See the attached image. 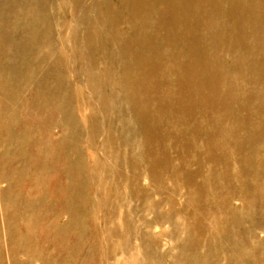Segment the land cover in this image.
Returning a JSON list of instances; mask_svg holds the SVG:
<instances>
[{"label":"rangeland","instance_id":"1","mask_svg":"<svg viewBox=\"0 0 264 264\" xmlns=\"http://www.w3.org/2000/svg\"><path fill=\"white\" fill-rule=\"evenodd\" d=\"M48 1V10L53 13V18L49 23L51 31L48 35V45L46 44L41 50L53 55L60 53L63 61L59 64L57 73L63 74L64 80L59 90L53 79L46 87L44 85L43 88L46 92L44 90L43 92L48 95L44 101H39L40 104L33 99L35 90H38L40 86L34 82H24L22 87L24 92L21 93L20 98L18 95L13 101L11 112L17 124L16 131L24 133V139L26 138L28 143V146H25L27 172L24 181L19 180L16 185V199H28L32 205L25 221L24 206L20 203L15 204L12 208L14 218L11 215V219H5L4 215L7 212L2 210V216L0 215V264H231L234 248V245H231L232 241L228 237L220 243V240L211 233L215 230V234L219 233V225L212 220L216 208L212 192L202 194L193 188L192 183L182 185L175 174L170 173L172 166H184L185 161L181 159L182 162L176 157L177 153L183 150H179L176 143L172 142L170 138L173 130V117H171L170 107L167 106L170 103L166 98L164 102H157L156 99V97H160L158 92L160 93L161 90H166L168 87H170L169 101L174 100L176 104L179 103L184 108L183 113H179L181 116H179L178 122L183 126L180 127L183 138H186L191 147L187 152L188 158L192 159L190 166L185 167H189V172L197 174L195 181H200L198 171L204 166L201 158L203 157L202 142L205 137L202 130L196 129H200L198 126L202 122L204 110L200 105L205 93L200 87L201 74L198 72L199 66L196 65V62L193 63L190 70L184 69L185 56L189 54L188 43L182 37L184 35H179L176 38V44L173 47L168 42L158 50L155 61L157 72L161 71L162 74L156 78L155 82L159 79L160 85L152 87L154 84H148L144 89L139 86L134 89L120 87L118 82L123 74L130 72L131 75H137L138 70L133 65L129 66V63L125 64L129 57V48L120 50L121 52L116 48L123 38L122 33L127 32V25L122 23V21L126 22V11L120 7L121 5H118L119 0H108L115 10L109 15H105V18L117 17L116 10H123L121 11L122 21L118 22L116 27L118 37L106 44L103 43L106 53L111 56L107 62L103 59L101 51L97 49L98 44L103 40L99 37L94 38V48L91 49L92 53L89 58L92 72L100 77L106 69L109 80L106 82L96 80L91 86L85 81L83 74L87 63L74 59L71 51L77 45L76 47L83 53L86 37L85 27L80 24L76 29L75 43L73 39L68 38L73 26L70 3L67 0ZM228 1L223 0V2ZM156 3L159 4V2ZM85 4L89 5L90 0H85ZM144 10L141 8L139 11V25L145 21L144 15L141 16ZM159 11L163 13L161 16L156 15L157 19L152 15L148 18L151 26L154 24L153 20L156 19L155 28L153 31L151 30L156 43L165 33H171L168 29V22H160V20L168 18L162 5H157V14ZM148 20L146 19L149 23ZM259 26L264 33V22H261ZM100 28L99 31H102ZM137 34L138 30L135 28L124 39L133 45ZM260 38H262L260 35L256 37L252 34L243 41L246 46L253 47L249 54L246 53V47L243 48V43L238 44L234 53L228 47L220 53L212 49L211 54L215 59L222 57L224 62L222 65L225 67H228L232 57L236 60L251 57L255 60L254 64L256 65L258 61L256 58L259 57L262 47ZM16 41V39L13 40V42ZM215 52L219 55L216 56ZM197 58L200 59L201 55ZM44 60L42 66L44 68L54 63V58ZM238 68L237 71L231 73V80L238 77L236 75H240L241 81L234 93L238 99L242 100L244 96H247L251 84L247 66L242 65ZM41 74L42 72L39 71L38 75ZM182 76L188 83V91H185L184 94H180L183 93V85L181 82L179 83ZM57 90L58 93L54 95L53 93ZM133 95L138 98L140 106L147 107L148 115L145 116L144 121L139 118L141 111L138 108L140 107L137 104L133 106ZM259 95L254 94L247 106L255 107L260 102ZM57 96L61 97L60 100H63L64 97L68 98L67 107L62 111L58 106L60 102L57 103ZM178 96L181 97L180 102H177ZM112 97H116V100H112ZM159 104H162V107ZM60 112L70 117V125L65 129H60V125H62ZM121 116L123 117L121 118ZM229 121L232 122V120ZM108 129L115 134L114 137L117 135L119 139L127 138V141L124 140L122 144L118 141L112 148L109 145L103 147L102 144ZM145 129L152 130L151 136H146ZM244 132L243 127H238L237 138ZM131 134H133V138H131ZM60 135L67 138V145L59 143ZM146 138L150 140H146ZM130 140L134 141L130 142ZM124 143L125 146H123ZM173 143L176 148L172 150L170 147L173 146ZM49 145L51 149L48 151L46 147ZM54 150L56 151L51 154L50 152ZM260 150H264V146L260 147ZM158 153L165 154L168 162L172 165L168 163L167 167V163L158 162L157 172L155 177H152L148 161L155 160V155ZM144 155L145 159H143ZM119 157H125L128 161L132 159V162L122 163ZM167 158H165V162H167ZM17 161V159L12 161L13 178L19 177L21 170ZM208 167L209 165H205V168ZM4 186L5 184L0 185V187ZM233 192L239 195L237 188ZM238 202L234 200V197L231 198L229 209L238 207L240 205ZM195 207L197 208L195 209ZM227 212L224 213L225 221L220 228L232 236L235 232L232 224L234 216H231L229 210ZM212 213L213 215H211ZM247 214L248 211H239L235 214V218L237 222H241L240 229L245 231L243 237L248 244L246 250L249 252V246H251L253 248L251 251L257 260L255 263L243 262V264H264V253L258 250L254 251L255 245L264 238V232L257 228L250 234L246 233L250 225L247 224L249 221H246ZM4 219L6 223L4 222L3 229L1 226ZM120 220L123 221L122 224ZM198 220L201 223L199 226L196 222ZM27 222L29 223L27 224ZM197 232L201 234L199 235ZM29 233L31 235L30 243L33 245L32 252L35 251L36 254L32 253L33 255L26 257L23 256V247ZM88 233L90 234L88 235ZM11 234H13V242L9 244ZM246 250L243 247L238 248V252L243 255L246 254Z\"/></svg>","mask_w":264,"mask_h":264},{"label":"bare ground","instance_id":"2","mask_svg":"<svg viewBox=\"0 0 264 264\" xmlns=\"http://www.w3.org/2000/svg\"><path fill=\"white\" fill-rule=\"evenodd\" d=\"M67 1L72 7L73 22L72 30L68 38L73 39V41L76 43L77 38L75 37V33L80 24L85 27L84 32L86 35L83 53H81L79 48L76 47L77 45H75L74 48L71 49L73 57L74 59L87 63L85 67L86 70L83 74L85 75V81H87L89 85L92 86L96 80L106 82L109 80L106 69H104V76L101 74L100 77L99 75H96L94 72H92L93 70L90 66L89 59L92 53L91 49L94 48V38L99 37L103 41L102 43L98 44L97 49L101 51L103 59H105L106 62L111 59V56L106 53L103 45H105L106 42L108 43L109 41H112L118 37L116 27L118 22L120 23L122 21L121 11L123 10H116L115 13L117 14V17L105 18V15H109V13L114 12L115 10L113 9V5H111L108 0H90L89 5L85 4V0ZM156 2H159V4ZM48 5L49 3L47 4V0H0V185L5 184L4 187H0V215L2 216V210H4L5 213L7 212L6 215H4L5 219H11L12 217L14 218V211L12 208L15 204L20 203L24 206V221L27 220L26 217L32 205V202L30 204L28 199H16V185L18 184L19 180L22 182L24 181L27 172V152L25 150V146H28V143L26 138L24 139V133L18 130L16 131L15 126L17 124L14 121L11 112L13 101L18 95L20 98L22 95L21 93L24 92L22 88L24 82H34L40 86L38 90H35V94L33 95V99L39 103V101H44L48 95V93L43 92V90L46 92L45 88H43L44 85L46 87V85L53 79L56 82L57 89L59 90L64 80V75L59 72L57 73L58 66H60L59 64L63 61V57L59 55L60 53H55L53 55L52 53L50 54L49 52H44L41 50L46 46V44L48 45V35L51 31L49 23L52 21L53 13L48 10ZM118 5H121L120 7L126 11V22L122 21V23L127 25V32L124 34L122 33L123 38H121V41L116 48L118 51H123V49L129 48V57L125 64L129 63V66L133 65L138 70L137 75H131L130 72L123 74L118 82L120 87H131L134 89L139 86L143 87L144 89L148 84H154L152 87L160 85L159 79L157 82H155L156 78L160 77L162 74L161 71L157 72V64L155 61L158 50L163 44L168 42L173 47L176 44V38L179 35H184L182 37L185 38L186 43H188L187 46L189 47V54L185 56L186 59L184 69L188 68V70H190L193 63L196 62V65L199 66L198 72L201 74L200 87L203 88L205 93L200 105L204 110L201 122L202 124L199 123L198 127L200 129H196L198 131L202 130L205 137L204 141L202 142L203 157L201 158L204 166L198 171V178L200 177V181H195L197 174L189 172V167H185L187 165L190 166L192 159L188 158L187 152L189 149H191V147L188 144L186 138H183V133L180 130L182 125L180 122H178L179 116H181L179 113L181 114L184 108L181 104H176L173 98L172 102L169 101L168 91L170 87H168L166 90H159L160 93L158 92V94L160 97H156V99L157 102H164L168 100V103H170V105H167L170 107L172 115L171 117H173V130L170 138L172 139V142L176 143V147L179 148V150H183L180 151V153L177 151L178 153L176 157H178L180 161H185L183 163L184 166L180 164L181 166L171 167L172 171L175 172H172L171 170L169 171H171V174H175V177L182 185H188L192 183L193 188H196V190L202 194L206 192H212V199L214 198V204L216 208L214 212L215 215H213V213L211 215H213V222L219 225V233L215 234L214 232L216 230L214 232L211 231V233H213L217 239L220 240V243L228 237L230 241H232L233 244L231 245H234V248L232 251L231 264H243V262L255 263L257 259L253 255V248L249 246L250 251L248 252L246 250L248 248V244H246V240L243 237L245 231L240 229L241 222L236 221L235 214L239 211H248V219L246 218V221H249L247 224L250 225L246 230V233L250 234L254 229L257 228L264 232V150H260V147L264 146V33H262L261 27L259 26L261 22H264V0H229L228 2H223V0H119ZM157 5H162V8L164 7L166 13L168 14V18H164L165 20H160V22L167 21V25L169 26L168 29L169 32L171 31V33H165L156 43L152 36L151 30L153 31V28H155L154 24L157 19L156 15L161 16V13H163L162 11H159L157 14ZM141 8L145 9L144 12L141 13V16L142 14L144 15L143 18H145V21L141 22L139 25V11ZM90 13L92 14L91 16L89 15ZM151 15L152 17L156 18L153 20L154 24L152 26L148 20ZM146 19L149 21V23L146 21ZM99 27H101L100 29H102V31H99ZM135 28H137L138 34L133 40V45H130L128 41H126L127 39H124V37H127L128 33L133 31ZM252 34L256 37L259 35L262 37L260 38L262 41V47L258 55L259 57L256 58V61L258 60L256 65L254 64L255 60L251 59V57L243 59L239 58L237 60L232 57L228 67H225L222 65L224 64L222 57H217L215 59L211 54L212 49L220 53L224 52L228 47L231 49L232 53H234L237 50L239 43H243V48L246 47V53L249 54L253 47L246 46L243 41ZM14 39L17 41L13 42ZM88 41L89 43H87ZM215 53L217 54L216 56L219 55V53ZM200 55L201 58H197L200 57ZM52 58H54L53 64L51 63V65H48L47 68L42 67L45 61L44 59L47 60ZM242 65H246L248 68L247 73L251 86L247 92V96H244L241 100L238 99L234 93L237 85L240 84L241 77L240 75H236L238 77H235L233 80H231V73L237 71L239 69L238 67ZM39 71L42 72L41 75H38ZM180 82L183 85V93L180 94H184L185 91H188V83L183 76L180 77L179 83ZM210 85L214 87H211ZM58 90L53 94L56 95ZM67 93H69V91H67ZM254 94H260L258 97L260 98V102L255 107L247 106L248 102H250V98L253 97ZM60 99L61 97L57 96V103L60 102L58 106L62 111L67 107L68 98L64 97L63 100ZM111 99L115 101L116 97H112ZM180 100L181 97L178 96L177 102H180ZM132 102L133 106H136L137 104V106L140 107L138 108V110L141 111L139 113V118L144 121L145 116L148 115L147 107L144 105L140 106L139 100L135 95H133ZM159 106L162 107V104H159ZM172 110H175L176 112H173ZM60 115L62 124L60 125V129H65L70 125V117H68L67 114H63L62 112H60ZM122 117L123 116H121V118ZM121 118L119 117V120ZM229 120H232V122ZM225 123L227 124L226 126ZM240 126L244 128L245 132L242 134V136L237 138L236 130ZM144 133L147 134L146 136H151L152 130L145 129ZM131 135V138H133V134ZM114 136L115 134L111 133V131L108 129L102 146L104 147L109 145V147L112 148L114 143L118 141L121 144L124 142V140L127 141V138L119 139L117 138V135L116 137ZM146 140L150 139L146 138ZM133 141L134 140H130V142ZM59 143L67 145L68 140L66 137H63V135H60ZM175 143H173L174 147L172 145V147H170L172 150L176 148L174 145ZM123 146H125V143ZM46 148L48 151L51 149L50 145ZM143 148L145 149V147ZM55 151L56 150L50 153L53 154ZM143 153L145 154L144 151ZM190 154H192V152H190ZM165 158H167L165 154L158 153L155 155V160L150 159L148 161L150 164L148 168H150V172H152V177H155V173L157 172L156 168L160 162L162 164L167 163L168 167V158L167 162H165ZM13 159L18 160L17 165L20 166L19 169H21L19 177L16 178H13L12 175ZM119 159H121L120 161L122 163L132 162V159L128 161V159L125 157H119ZM143 159H145V155L143 156ZM205 165H209V167L205 168ZM211 181H214V183L210 184ZM159 186L161 187V185ZM235 188L238 189L239 195L233 192ZM233 197L236 202H240V205L236 208L229 209L230 199ZM196 208L197 207H195V209ZM228 210L230 211L231 216H234L232 224L235 232L233 231L234 234H232V236L229 235L226 230H222L220 228L225 221L223 218L224 213ZM5 219L1 226L3 229L6 223ZM103 219L105 220V218ZM121 220H123L122 217ZM196 222L198 224L197 226L201 225L200 220ZM28 223L29 222H27V224ZM122 223L123 221H121V224ZM128 225L129 224H127V226ZM200 230L203 231V229ZM89 234L90 233H88V235ZM30 238L31 235L29 233V236L27 234L25 245L23 247V256L25 255L26 257L36 254L35 251L32 252L33 245L30 243ZM200 238L201 237H199V240H201ZM212 239H214V237H212ZM11 242H13V234H11L9 237V244ZM239 247H243L246 250L245 255L238 252ZM185 248L188 247L185 246ZM255 250L264 253V238L255 245L254 251ZM186 251L188 250L186 249ZM122 260L124 261V259Z\"/></svg>","mask_w":264,"mask_h":264}]
</instances>
